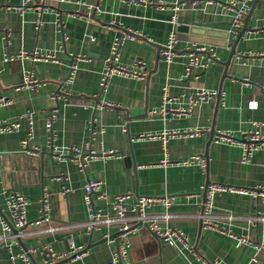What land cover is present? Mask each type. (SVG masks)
Returning <instances> with one entry per match:
<instances>
[{
  "label": "crops",
  "instance_id": "1",
  "mask_svg": "<svg viewBox=\"0 0 264 264\" xmlns=\"http://www.w3.org/2000/svg\"><path fill=\"white\" fill-rule=\"evenodd\" d=\"M50 0L36 28V13L16 7L22 0H0V121H10L25 113L33 116L28 149L22 147L27 124L11 133H0V230L1 221L13 224L6 197L17 191L28 201L26 226L8 250L0 244V264H24L18 254L33 250L30 261L46 264L43 248L66 253L73 245L85 255L69 264H107L116 248L114 227L88 231L85 185L101 181L106 199L93 194L95 210L110 216L116 195L173 196L166 208L153 205L149 217L158 225L180 230L187 236L191 251L165 244L143 225L130 235L129 264H192L201 260L224 264H256L251 261L255 247L257 264H264V203L247 194L223 192L214 197L212 215L224 232L203 227L199 218L203 188L209 183L251 189L264 184V151L255 152L248 163L240 160V144L216 143L218 131L240 137L256 121H264V0ZM245 8L242 23L232 32L236 9ZM186 3L178 12L180 26L212 24L216 60L185 78L187 54L204 43L190 42L179 35L177 56L171 63L162 59L173 7ZM246 28L234 46L233 40ZM177 30V28H175ZM231 30V31H230ZM137 32L139 38L126 37ZM229 32L226 40L221 33ZM115 37H125L119 49V63L133 66L137 59L146 65L143 79L114 75L104 90L100 87L104 60ZM223 41H225L223 43ZM224 44V45H223ZM24 51V57L5 60ZM72 67L73 75L70 76ZM25 74L36 80L23 83ZM169 86L171 101L161 111V90ZM201 89L216 96L190 106L192 95ZM56 99H52V96ZM255 99L257 107L248 103ZM111 104V106L107 105ZM186 113L177 114V109ZM53 115L51 132L46 118ZM206 131L194 137L138 138L141 134ZM71 148L114 151L105 157L90 158L84 170L69 158L58 160L54 150ZM192 155L206 161L198 165L179 162ZM167 159L168 163L162 164ZM49 205V221H39L41 199ZM259 212V213H257ZM106 235L108 238H106ZM248 242L237 245L236 238ZM197 254L200 258L196 257Z\"/></svg>",
  "mask_w": 264,
  "mask_h": 264
},
{
  "label": "built area",
  "instance_id": "2",
  "mask_svg": "<svg viewBox=\"0 0 264 264\" xmlns=\"http://www.w3.org/2000/svg\"><path fill=\"white\" fill-rule=\"evenodd\" d=\"M57 3H63L70 0H55ZM136 2H140L143 4H147L145 0H136ZM50 3V0H22L21 5L16 7V11L22 13L26 9H33L36 13V28H38L41 24V16L45 11L46 7ZM186 3H179V5H175L173 7V15L171 18V23L174 26L166 39V43L163 46V50L161 52L162 59L166 63H171L174 58L177 56L176 44L178 43V39L176 36V29L179 27V23L177 22L178 12L181 8L185 6ZM198 1H191L192 6L198 5ZM230 7L236 9L235 15L232 19V32L235 31L238 27H240L242 23V18L246 14L247 10L242 7H238L236 3L231 2L229 4ZM231 31V30H230ZM126 37H130L132 39L139 38L141 35L137 32H130V35ZM125 37H115L112 40L109 56L104 60V68L101 76L100 87L102 90L105 89L108 80L110 77L114 75L126 76V77H134L138 79H143L146 76V65L142 59H137L133 66L125 67L119 63V49L123 43ZM26 53L21 51L18 55H11L10 57H6L5 60L24 57ZM264 57V55H261ZM216 60V55L212 48L207 45L196 46L190 50L187 54V60L185 63V78H189L192 76L193 71L203 69L207 67L210 63ZM74 67H72L70 76L72 77ZM26 87H32L36 84V80L30 78L28 74H25L23 78V83ZM216 96L214 91H209L206 89H201L196 92L194 95L189 97L190 106H193L207 98ZM162 97V106L161 111H164V105L171 101L169 96V86L168 84H164L161 90ZM52 99H56V96H52ZM4 104L2 100H0V105ZM107 105L111 106V104L107 103ZM250 109H255L257 107V102L255 99H252L248 103ZM177 114L186 113L185 109H177ZM52 119L53 115H50L46 118V129L51 132L52 129ZM22 123L27 124V135L22 140L21 144L23 149L27 152L28 149V140L32 133V124H33V116L31 113H25L20 115L18 118L10 121H0V133H11L17 130ZM252 127L244 132L239 134L240 137H235L230 132L227 131H218L214 136V141L216 143H230L240 144L241 147V156L240 160L242 163H248L253 154L259 150L264 151V121H256L252 123ZM206 131L205 129L196 128L192 130L185 131H173V132H162L160 134L148 133L141 134L138 138H160L164 143L166 139L172 137H194L202 132ZM115 154L114 151H100L96 153L94 151H89L86 154H82L79 151H72L71 148H67L64 150H54V155L58 160H64L65 158H69L75 162V164L80 168V170H84L90 158L94 157H105ZM168 163L167 159L162 161V164ZM182 165L190 166V165H198L202 170H205L206 161L200 155H192L185 160L179 162ZM223 192H231V193H240L247 194L254 198H257L260 202L264 203V184L256 185L251 189L240 188V187H232L226 186L219 183H209L203 188V201L200 203L201 213L199 218L202 222L203 227L217 231L219 233H223V227L219 226L215 221L212 215L213 209V201L214 197L217 194ZM95 195L97 199L104 200L106 199V193L102 190V182L89 180L85 185V202L88 206V220L85 223L87 230L90 232L94 230H98L101 226L106 227H114L116 237L115 243L116 248L112 253V257L107 264H129V249H130V235L135 232L136 225H143L151 232H153L160 240H162L165 244L175 247L182 248L186 251H191V246L189 245L188 238L184 235L180 230L165 227L161 229L158 225L159 218H166L168 215H163L162 217H149L146 214L147 209H149L153 205H161L166 208L170 207L173 204L174 197L173 196H162V197H151V196H137L132 203H129L128 200L132 196L130 194L116 195L111 200V210L112 214L110 216L102 215L101 211L95 210L92 202V195ZM41 216L39 221L48 222L49 221V205L46 201L45 195L41 199ZM6 208L12 218L13 224H9L6 221H1V230H0V244H4L8 250H11L13 244L17 242V239L20 237L21 230L26 226V213L28 201L17 191H12L5 200ZM259 213V212H257ZM259 220H264V218H256ZM12 229L17 230L16 233L12 232ZM106 238L108 236L106 235ZM237 245L244 244L248 242L246 237L236 238ZM263 246L255 247V253L251 259L253 263L257 264V253L262 249ZM33 250H26L25 254H18L17 257L21 259L24 264H34L30 261V255ZM43 253L46 257V264H69L70 261H75L82 258L85 255V250L83 247H75L71 246L70 249L66 253H56L51 248L44 247ZM199 259L200 257L195 254ZM15 257H11V264H14ZM192 264H224L221 261L213 260L210 262H206L201 260L200 263H192Z\"/></svg>",
  "mask_w": 264,
  "mask_h": 264
},
{
  "label": "water",
  "instance_id": "3",
  "mask_svg": "<svg viewBox=\"0 0 264 264\" xmlns=\"http://www.w3.org/2000/svg\"><path fill=\"white\" fill-rule=\"evenodd\" d=\"M246 30V28L242 29L237 37L233 40V44L231 47V51L229 54V58L224 63L225 66H228L231 63L232 56L235 54V49L234 46L238 42V40L241 38L243 35V32ZM218 31L214 29V26L212 24L206 23V24H194L189 26H180L177 27L176 30V36L177 39H180L181 34L186 33L185 39H187L190 42H195V43H204L206 45H215L216 42L213 41L212 37L217 34ZM222 36L227 40L229 38V32H223L221 33ZM225 41H223L224 43ZM224 45V44H223ZM13 233H16L17 230L12 229Z\"/></svg>",
  "mask_w": 264,
  "mask_h": 264
}]
</instances>
